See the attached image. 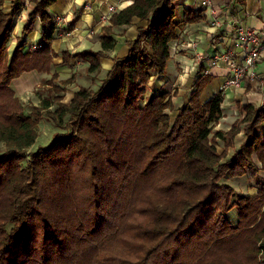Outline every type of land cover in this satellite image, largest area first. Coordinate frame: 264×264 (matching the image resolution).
Here are the masks:
<instances>
[{
  "label": "trees",
  "instance_id": "trees-1",
  "mask_svg": "<svg viewBox=\"0 0 264 264\" xmlns=\"http://www.w3.org/2000/svg\"><path fill=\"white\" fill-rule=\"evenodd\" d=\"M177 1L134 0L102 28L101 51L62 53V63L79 56L90 73L98 71L116 45L114 28L135 17L145 22L97 89L80 87L66 103L62 93L75 79L52 75V95L33 113L44 110L59 131L48 147L27 154L37 123L11 83L25 72H51L57 22L48 9L58 0H29L23 34L38 19L42 48L24 51L19 37L12 55L8 43L25 0H13L9 12L0 0V264L264 263V181L256 196L237 200L222 183L258 163L264 171V99L244 106L222 132L215 130L222 93L202 103L198 86L176 114L170 93L145 98L180 27L201 20L190 10L177 21ZM241 131L247 140L228 157Z\"/></svg>",
  "mask_w": 264,
  "mask_h": 264
},
{
  "label": "crops",
  "instance_id": "crops-1",
  "mask_svg": "<svg viewBox=\"0 0 264 264\" xmlns=\"http://www.w3.org/2000/svg\"><path fill=\"white\" fill-rule=\"evenodd\" d=\"M12 1L5 0V6H8L9 11ZM133 1L58 0L50 6L48 12L57 22V31L51 47L58 56L51 64L50 73L34 70L12 80L11 87L19 99L24 100L34 96V91L41 84H46L53 74L58 75L59 81L75 76L76 81L67 85L62 93L63 101L66 103L73 99L80 87L97 89L115 64L114 58L128 56L130 48L127 47L126 41L137 37V27L145 25L144 21L135 17L131 26L114 28L112 35L116 45L108 52V56L100 59L101 68L98 71L90 73L88 71L90 65L79 56L73 57L68 64H64L61 55L64 51H69L73 56L81 52L101 51L102 28L110 25L109 19L112 14L127 8ZM176 4L177 21H184L185 12L190 10L193 11V17H199L201 20L180 27L177 40L170 44L171 56L163 74L165 79L163 82H152L154 86L151 88V94L170 93L176 114L179 108L188 104L198 86L202 87L200 95L202 103L222 93L223 116L215 130L226 132L242 116L244 106L253 103L260 107L263 104L264 51L262 60L255 66V76L247 77L241 86L236 87L225 86L230 77V67L222 57L234 51L236 60L239 63L243 61L240 48L234 38V30L238 25L259 30L264 41V0H179ZM22 8L14 21L15 28L8 43L10 55L13 54L19 37L23 39L24 51L33 41H41L42 24L38 19L32 31L23 34L31 5L25 0ZM90 30H94L95 33L89 35ZM67 33L70 35L66 36ZM259 131L264 137V125ZM246 140L244 132L241 131L235 138L234 147L230 148L228 157L239 150ZM258 168V171L252 170L242 177L234 178L230 175L224 177L222 183L230 185L236 191L234 200L239 196L253 198L258 194L260 184L264 181V171L261 170L259 163ZM231 213L234 214V220L230 218ZM228 217L233 225L239 222L235 208L228 212Z\"/></svg>",
  "mask_w": 264,
  "mask_h": 264
},
{
  "label": "built area",
  "instance_id": "built-area-1",
  "mask_svg": "<svg viewBox=\"0 0 264 264\" xmlns=\"http://www.w3.org/2000/svg\"><path fill=\"white\" fill-rule=\"evenodd\" d=\"M234 31L236 45L240 48L243 61L239 63L236 60L234 51L226 53L222 57L230 67V77L225 84L226 87L241 86L247 77H254L255 66L262 60V53L264 51V41H262V34L259 30L238 25ZM94 33V30H90L88 34L92 35ZM68 35L70 33L66 34V36ZM40 48H42V44L33 41V43L29 44L28 51L34 52Z\"/></svg>",
  "mask_w": 264,
  "mask_h": 264
},
{
  "label": "rangeland",
  "instance_id": "rangeland-1",
  "mask_svg": "<svg viewBox=\"0 0 264 264\" xmlns=\"http://www.w3.org/2000/svg\"><path fill=\"white\" fill-rule=\"evenodd\" d=\"M27 3L29 4V0H27ZM5 9L8 10V12H9L8 6H5ZM163 74H162V76L157 75L155 78H153L149 82V88L147 89L148 93L145 96V98H147V97L150 98V95L152 92L151 91L152 84H153L152 82H154V81H157V83L163 82V80L165 79L163 77ZM156 78H158V79H156ZM73 79H75V76H73ZM75 81H76V79H75ZM39 87H38L39 89L37 88L34 91V96H30L29 98L21 100V101H23L22 104L24 106V109H26V114L31 115V116H33V114H34V120L37 123V137L38 138L36 140V143L31 148L28 149L27 154H29L30 152H35L38 147H48L50 142L53 140V135L59 131L55 127V125L51 122V120L48 119L46 112L44 110L39 111L38 114L33 113L35 111V107H40L41 102L45 98H48L50 95H52V92H51L49 86L47 85V83L41 84ZM159 87H162V86H159ZM160 94H162V93H160ZM171 94H172V92H171ZM171 114L173 116V112H171ZM222 144H223V141H219L218 146H217L220 152H222L223 148H224V147H222L223 146ZM5 150H6L5 143L0 141V154H3L5 152ZM258 170H259V168L257 170H253V171H258ZM250 171L251 170H249L248 172H250ZM230 218H232V220H234V214L233 213H231Z\"/></svg>",
  "mask_w": 264,
  "mask_h": 264
}]
</instances>
